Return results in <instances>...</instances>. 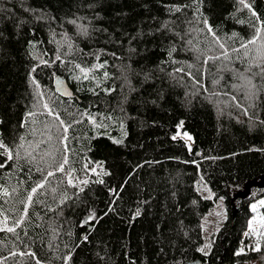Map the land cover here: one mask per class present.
<instances>
[{
  "label": "trees",
  "instance_id": "1",
  "mask_svg": "<svg viewBox=\"0 0 264 264\" xmlns=\"http://www.w3.org/2000/svg\"><path fill=\"white\" fill-rule=\"evenodd\" d=\"M246 3L0 0V264H264V233L241 251L264 198V0Z\"/></svg>",
  "mask_w": 264,
  "mask_h": 264
},
{
  "label": "snow or ice",
  "instance_id": "2",
  "mask_svg": "<svg viewBox=\"0 0 264 264\" xmlns=\"http://www.w3.org/2000/svg\"><path fill=\"white\" fill-rule=\"evenodd\" d=\"M238 2L244 8H248V9L251 10V5L246 3V0H238ZM179 10H180L179 8H176V11H179ZM197 10H199V4H197ZM252 16L255 18V20L253 22H250L251 26H252V28L254 30V35L247 42L248 44H255L257 42V40H260L262 38L261 37V33H262V31H264V20H260L259 16L254 11L252 12ZM73 23H75V22L73 21ZM241 23H243V21H241ZM204 24L206 25V30L211 35L213 42L215 44H218L221 48H224V44L221 43L220 37L216 36V34L213 31L211 25H209L207 23V19L204 20ZM199 31H205V29H199ZM233 35H235V34H233ZM188 43H191V41H189ZM241 47L242 48H247V44H241ZM262 47H264V44H262ZM57 59H59V57H57ZM208 59H219V57H209ZM77 67H79V65H77ZM93 67L94 68H101V67H103V65L102 64H96ZM80 71L84 74V78L87 79L88 78V72L91 71V69L81 68ZM189 75H191V73H189ZM105 76H107V73H105ZM77 79H79V77H77ZM58 83H59V81H58ZM43 107L48 110L49 114H53V109L49 107V104L47 102H45L43 104ZM33 115H34V113H32V112L28 113L29 117H31ZM55 118L56 119L59 118V114L58 113L55 114ZM89 120L92 121L93 124L96 123L95 118L92 117V116H89ZM59 123H60V125L62 126V129H63V136L61 138V143H64L68 139L67 132H68L69 128L72 127V124H66L65 121H63V120H60ZM262 123H264V122H262ZM100 126H102V125H97V127H100ZM185 135H187V134H185ZM173 139H175V137H173ZM188 139H191V137H188ZM116 142L120 143V141H116ZM20 147H23V145H20ZM0 149H4L8 160H12L14 158L12 150L8 149L7 146L3 144L2 139H0ZM64 150L65 151H64L63 158H62L61 162L56 167V171H58V172H64L65 171V165L69 163L68 156L66 154L67 153V145H66V143H64ZM17 155H18V153H17ZM49 155H51V154H49ZM0 167H4V165L0 164ZM71 171H74V170H70V172L68 173L69 176L71 175ZM91 171L95 172L96 169L93 168ZM54 174L55 173L53 171H49L47 173V176H53ZM45 182H46V178H45ZM102 182L103 181H101V183ZM69 183H71V179H69ZM82 183H87V181H82ZM73 186H75V185H73ZM43 187H44V183H38L36 185V187L32 188L31 193L34 194V193L37 192L38 189L43 188ZM4 191H5V195H7L8 194L7 190L5 189ZM53 191H55V190H53ZM113 191H115V190H113ZM31 201H32V194H29L28 198H27V202L30 203ZM259 206H264V199H261L258 202V204H252L251 205L252 211L256 212ZM136 215H139V211H137ZM22 220H23V217L21 218L20 221H17V225H19V223H21ZM260 220H261L262 223H264V217H261ZM3 223L5 224V226L7 225V217L4 218ZM6 230L8 232H13V231H15V228L7 227ZM252 231L256 232V229H253ZM259 234L260 233H257V235H259ZM253 250L254 251H259V245L257 244L256 247ZM200 251L204 252V249L201 248ZM241 251H243V249ZM70 258L71 257H68L67 259H70Z\"/></svg>",
  "mask_w": 264,
  "mask_h": 264
},
{
  "label": "rangeland",
  "instance_id": "3",
  "mask_svg": "<svg viewBox=\"0 0 264 264\" xmlns=\"http://www.w3.org/2000/svg\"><path fill=\"white\" fill-rule=\"evenodd\" d=\"M199 189L201 190L203 195H205L206 197H212V192L205 184L200 183ZM223 206H224L223 200L217 201L214 208L204 219V227H205L206 236H208L210 233L216 230L224 221L225 212H224ZM261 217H264V206H259L257 211L253 212V216L251 217L249 221V227L246 230L245 235H244L245 242L241 248V250L243 249L242 252L249 250V249L253 250L257 244L259 245V248H260V237H261V234L264 233V223L261 222L260 220ZM253 229H256V232H253L252 231ZM257 233H260V234L257 235ZM193 264H197V263H193ZM243 264H259V263L256 260H252V261H246Z\"/></svg>",
  "mask_w": 264,
  "mask_h": 264
},
{
  "label": "water",
  "instance_id": "4",
  "mask_svg": "<svg viewBox=\"0 0 264 264\" xmlns=\"http://www.w3.org/2000/svg\"><path fill=\"white\" fill-rule=\"evenodd\" d=\"M59 81V83H58ZM55 89L56 91L62 95L65 98H74L75 97V92L69 85V82L67 79L63 77H57L55 79Z\"/></svg>",
  "mask_w": 264,
  "mask_h": 264
}]
</instances>
